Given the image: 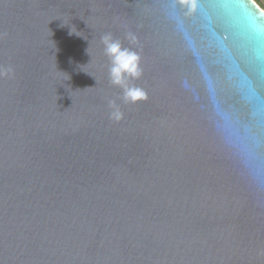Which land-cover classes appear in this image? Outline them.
Wrapping results in <instances>:
<instances>
[{
    "label": "water",
    "instance_id": "water-1",
    "mask_svg": "<svg viewBox=\"0 0 264 264\" xmlns=\"http://www.w3.org/2000/svg\"><path fill=\"white\" fill-rule=\"evenodd\" d=\"M108 33L146 101L111 84ZM0 65V264H264L254 0H0Z\"/></svg>",
    "mask_w": 264,
    "mask_h": 264
},
{
    "label": "clouds",
    "instance_id": "clouds-1",
    "mask_svg": "<svg viewBox=\"0 0 264 264\" xmlns=\"http://www.w3.org/2000/svg\"><path fill=\"white\" fill-rule=\"evenodd\" d=\"M178 3L187 9L190 13L197 10V0H178ZM69 35H73L70 31ZM135 43L137 38L129 33L127 37ZM104 45L105 55L110 62L109 79L114 87L122 89V100L125 104H137L148 99L146 92L135 85L129 83L130 80H136L142 76L141 56L138 52L125 48L121 41L114 38L110 33L101 37ZM88 52V49H87ZM14 74L11 66L0 65V79L7 78ZM112 108L111 119L116 122L123 120V113L115 101H110Z\"/></svg>",
    "mask_w": 264,
    "mask_h": 264
},
{
    "label": "trees",
    "instance_id": "trees-1",
    "mask_svg": "<svg viewBox=\"0 0 264 264\" xmlns=\"http://www.w3.org/2000/svg\"><path fill=\"white\" fill-rule=\"evenodd\" d=\"M264 10V0H254Z\"/></svg>",
    "mask_w": 264,
    "mask_h": 264
}]
</instances>
